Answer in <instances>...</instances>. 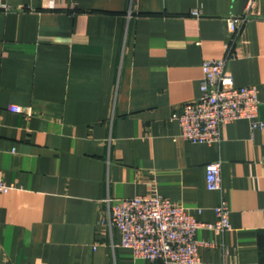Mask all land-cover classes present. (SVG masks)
Segmentation results:
<instances>
[{
  "label": "crops",
  "instance_id": "crops-1",
  "mask_svg": "<svg viewBox=\"0 0 264 264\" xmlns=\"http://www.w3.org/2000/svg\"><path fill=\"white\" fill-rule=\"evenodd\" d=\"M256 3L227 69L233 86L257 87L264 121ZM245 4L0 0V170L13 186L0 193V264H146L121 246L108 199L156 195L204 223L224 200L231 228L199 229L200 258L264 264V129L234 121L219 144L191 143L171 118L200 95L202 64L224 57L226 18ZM216 160L221 190L210 191L205 166Z\"/></svg>",
  "mask_w": 264,
  "mask_h": 264
},
{
  "label": "built area",
  "instance_id": "built-area-1",
  "mask_svg": "<svg viewBox=\"0 0 264 264\" xmlns=\"http://www.w3.org/2000/svg\"><path fill=\"white\" fill-rule=\"evenodd\" d=\"M7 9L6 5H2ZM199 16L198 10L191 11ZM256 0H246L240 16L226 18L232 38L226 45V53L220 59L206 60L202 64L200 95L181 105L179 113L173 112L181 129V137L191 143L219 144L221 129L234 121L245 120L250 129H264L259 120V96L256 86L235 87L231 84L227 64L236 57L233 43L239 29L245 23L259 18ZM10 111L30 115L29 107L11 105ZM206 188L221 190V161L205 166ZM13 186L6 183L0 170V193H8ZM107 221L121 236V246L132 256L146 264H218L203 261L198 248L202 244L197 237L199 229L223 234L231 228L229 210L224 200L214 208L213 222H199L186 213L181 205L156 195L135 196L110 200Z\"/></svg>",
  "mask_w": 264,
  "mask_h": 264
}]
</instances>
